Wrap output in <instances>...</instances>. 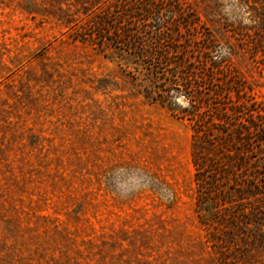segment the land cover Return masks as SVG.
<instances>
[{"label":"rangeland","instance_id":"rangeland-1","mask_svg":"<svg viewBox=\"0 0 264 264\" xmlns=\"http://www.w3.org/2000/svg\"><path fill=\"white\" fill-rule=\"evenodd\" d=\"M0 264H264V0H0Z\"/></svg>","mask_w":264,"mask_h":264}]
</instances>
